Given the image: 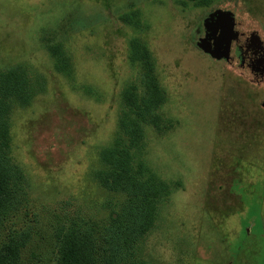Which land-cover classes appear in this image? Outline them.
I'll use <instances>...</instances> for the list:
<instances>
[{
	"label": "rangeland",
	"instance_id": "obj_1",
	"mask_svg": "<svg viewBox=\"0 0 264 264\" xmlns=\"http://www.w3.org/2000/svg\"><path fill=\"white\" fill-rule=\"evenodd\" d=\"M215 9L264 40V0H0V70L20 65L45 84L10 114L0 264H57L65 232L120 213L123 194L94 175L128 112L121 91L132 84L143 97L133 38L164 97V121L142 133L143 176L167 185L136 264H264V82L196 48ZM42 38L63 45L71 78L54 71Z\"/></svg>",
	"mask_w": 264,
	"mask_h": 264
},
{
	"label": "trees",
	"instance_id": "obj_2",
	"mask_svg": "<svg viewBox=\"0 0 264 264\" xmlns=\"http://www.w3.org/2000/svg\"><path fill=\"white\" fill-rule=\"evenodd\" d=\"M121 19L128 24L132 20L126 16H121ZM130 24L135 29L140 26L137 20ZM199 31L200 27L196 29V35ZM42 43L54 71L71 78L70 59L63 45L59 42L50 44L43 38ZM128 61L140 68L143 97L137 95V87L132 84L121 91L120 101L128 112L118 121L119 129L111 144L100 149V169L94 175L101 188L113 193L121 192L125 202L116 218L110 217L111 224L65 232L59 239L57 264H136L133 248L155 220L159 197L166 196L167 185L162 180L151 175L143 176L147 170L142 133L149 125L158 126L164 121L161 115L164 97L154 74L151 53L138 38L129 41ZM44 90V80L29 74L23 66L0 70V207L4 196L11 111L25 108Z\"/></svg>",
	"mask_w": 264,
	"mask_h": 264
},
{
	"label": "water",
	"instance_id": "obj_3",
	"mask_svg": "<svg viewBox=\"0 0 264 264\" xmlns=\"http://www.w3.org/2000/svg\"><path fill=\"white\" fill-rule=\"evenodd\" d=\"M201 28L203 35L196 40V48L214 61L227 62L230 44L238 36L233 14L228 10H212L201 20Z\"/></svg>",
	"mask_w": 264,
	"mask_h": 264
},
{
	"label": "flooded vegetation",
	"instance_id": "obj_4",
	"mask_svg": "<svg viewBox=\"0 0 264 264\" xmlns=\"http://www.w3.org/2000/svg\"><path fill=\"white\" fill-rule=\"evenodd\" d=\"M201 26V25H200ZM238 36L230 44L229 59L226 64L234 65L247 72L251 78L264 82V40L254 29H243L235 22ZM202 28L196 39L202 37Z\"/></svg>",
	"mask_w": 264,
	"mask_h": 264
}]
</instances>
